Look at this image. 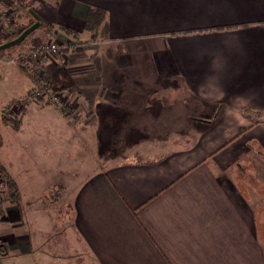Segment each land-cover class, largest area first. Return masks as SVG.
<instances>
[{
  "label": "crops",
  "instance_id": "obj_1",
  "mask_svg": "<svg viewBox=\"0 0 264 264\" xmlns=\"http://www.w3.org/2000/svg\"><path fill=\"white\" fill-rule=\"evenodd\" d=\"M16 1L91 42L43 54L18 95L53 89L69 110L0 116L19 193L0 264H264L259 198L233 177L241 108L264 112V0Z\"/></svg>",
  "mask_w": 264,
  "mask_h": 264
},
{
  "label": "rangeland",
  "instance_id": "obj_2",
  "mask_svg": "<svg viewBox=\"0 0 264 264\" xmlns=\"http://www.w3.org/2000/svg\"><path fill=\"white\" fill-rule=\"evenodd\" d=\"M3 15H7L9 21L0 27V41L13 38L18 28L34 21L33 17L27 12L26 3L16 0H13L8 7H0V16ZM63 35L69 36L71 41L62 39L61 36ZM92 37L94 38V36ZM88 41H81L77 38L74 39V37L61 30L60 27H55L53 23L46 22L43 23L41 27L28 34L20 44L10 47L3 52L0 51V116L2 115L3 119H7L8 122L13 123L17 118L15 116L18 114L15 115L14 113L16 108H19V111H22L23 108H25L24 106L30 102L52 104V101L45 97H39L41 99L35 98V91H40L41 93L47 92L48 95L52 91L53 93L62 95L61 92L59 93V91H54L53 89L35 88L28 91L24 96L18 98V95H20L22 91L31 84L29 76H36L37 68L39 66L38 64L42 61L41 58L37 60L29 54L30 48L54 43L58 46V49L56 52H52V54L57 55L66 52L75 44L78 46H84ZM27 61L30 63H27ZM17 67L21 69L23 73H17V71H15L17 70ZM179 95L181 97L184 96L183 93H180ZM61 101L65 103L66 99L62 96ZM59 104L60 101L53 103V105L57 107ZM67 104L65 105V112L66 110H69L68 106H72L73 102ZM241 110L242 114H248V118L244 120L242 127H239L237 131L236 137L239 138L234 152L238 154V157L235 158L236 160L234 164H240L245 169L238 174L234 173L233 177L236 178L238 182H244V189L248 190V194L250 191L251 194L254 193V198H259L261 224L263 225V228L261 229L264 230V156L260 155L259 160L256 161L259 156L258 150H261V152L264 153V141L261 140L260 133L261 131H264V112L260 110L245 109L244 107L241 108ZM3 124L4 122L0 119L1 159L3 157L1 153L5 147V140H10L11 138V134H9L11 131L6 130L3 127ZM7 126H9V124H7ZM9 128L11 127L9 126ZM252 138L254 143H251ZM11 152H9V154ZM262 259V254H260L259 264H262ZM19 260L20 262H17ZM28 261L27 257L21 256L19 258L9 259L8 263L4 262L3 264H29Z\"/></svg>",
  "mask_w": 264,
  "mask_h": 264
},
{
  "label": "trees",
  "instance_id": "obj_3",
  "mask_svg": "<svg viewBox=\"0 0 264 264\" xmlns=\"http://www.w3.org/2000/svg\"><path fill=\"white\" fill-rule=\"evenodd\" d=\"M104 17H105V14L102 10H100L98 8H90L87 12L85 19H84L85 29L88 31H91L92 34L95 35L97 28L99 27V25L104 20ZM34 21H35V19H34ZM33 22H30V23L26 24L25 26H21L20 28H18L17 31L15 32L13 38L18 36L24 29H26L28 26H30ZM60 29L65 31L68 35H71L72 37H74V39L76 38V35H77L76 32L69 30L68 28L62 27V26H60ZM21 42L14 44L12 46H9L7 48L1 49L0 51L3 52L10 47H13V46L20 44ZM0 182H1V186L4 189L3 190V196H2V199L0 202V215H1L2 205L6 202H8V203L17 202L18 198H19V193H18V188H17L16 183L13 181V179L11 178L9 173L5 170V168L1 164H0Z\"/></svg>",
  "mask_w": 264,
  "mask_h": 264
},
{
  "label": "built area",
  "instance_id": "obj_4",
  "mask_svg": "<svg viewBox=\"0 0 264 264\" xmlns=\"http://www.w3.org/2000/svg\"><path fill=\"white\" fill-rule=\"evenodd\" d=\"M8 21H9V17L7 15L0 16V27H1V25L6 24ZM57 49H58V46L54 43L44 44V45H40L36 48H33L29 52V54H31L33 56V58L35 57V59L39 60L43 56V54H45L47 52H56ZM11 61H13V60H11ZM51 92L48 95L47 92L41 93L40 91H35L34 97L35 98L45 97L46 99H50V101H52V104L60 101L58 108L62 111L65 110V104H64V102L61 101L62 96L58 93H53V92L51 93ZM41 98H39V99H41Z\"/></svg>",
  "mask_w": 264,
  "mask_h": 264
},
{
  "label": "water",
  "instance_id": "obj_5",
  "mask_svg": "<svg viewBox=\"0 0 264 264\" xmlns=\"http://www.w3.org/2000/svg\"><path fill=\"white\" fill-rule=\"evenodd\" d=\"M32 15L34 16L36 20L30 26L24 29L18 36L0 44V50L21 42L28 34H30L33 30H35L40 25L41 23L40 18L34 13H32Z\"/></svg>",
  "mask_w": 264,
  "mask_h": 264
}]
</instances>
